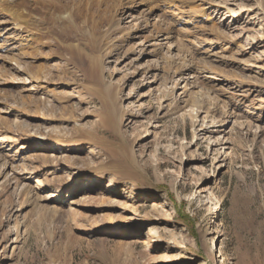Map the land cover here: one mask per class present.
<instances>
[{"label": "rangeland", "instance_id": "rangeland-1", "mask_svg": "<svg viewBox=\"0 0 264 264\" xmlns=\"http://www.w3.org/2000/svg\"><path fill=\"white\" fill-rule=\"evenodd\" d=\"M176 1L170 7L178 13L181 1ZM145 4L138 5L134 14L146 10ZM204 8L209 21H199L195 29L187 22L190 18L184 17L168 40L163 33L153 40L154 20L150 26L143 22L133 38L112 35L113 50L104 53V61L108 81L123 86V118L117 112L105 121L100 96L82 81L80 71L59 73L65 62L56 51L42 58V66L51 69L48 76L53 79L47 90L28 81L24 64L35 59L16 55L23 63L15 64L18 70L8 69V75H3L7 83L0 87V106L11 112L6 117L12 126L22 127L31 137L43 130L41 140L49 133L74 139L80 130L77 127L92 132L93 137L77 136L76 143L67 142L62 149L68 156L65 165L72 166L60 175L75 181L61 193L45 184L49 176L35 167V150L0 143V196L13 215L4 230L21 221L28 234L17 249L11 243L0 246V264H264V0H217ZM0 13L2 67L27 45L18 44L22 38L16 34L22 31ZM126 15L122 25L132 26L134 18L125 19ZM210 26L218 27L223 41L210 32ZM83 42L88 45L86 38ZM130 45L135 51L117 61L115 54ZM155 52H159L160 65L170 54H177L174 58L179 65L186 60L185 69L195 68L189 72L187 89L176 87V74L147 69L155 65ZM172 88L175 91L169 93ZM198 90L204 94L194 106L190 100ZM20 96L25 101L40 100L41 114L33 109L24 113L25 106L17 102ZM62 98L69 99L67 107L74 110L69 120L60 109ZM192 110L199 112L198 117H193ZM111 141L134 151L136 162L129 163L148 191L130 182L113 184L111 174L101 182L91 174L107 162L102 145ZM7 172L6 177L3 173ZM28 189L35 203H25ZM86 195L87 203L103 207L90 212L92 217L106 215L117 220L114 231L94 228L91 216L68 223L73 202ZM53 208H59L56 216L51 213ZM125 231L129 235L120 237ZM150 235L155 241H150ZM127 244L132 245L131 252Z\"/></svg>", "mask_w": 264, "mask_h": 264}, {"label": "bare ground", "instance_id": "bare-ground-1", "mask_svg": "<svg viewBox=\"0 0 264 264\" xmlns=\"http://www.w3.org/2000/svg\"><path fill=\"white\" fill-rule=\"evenodd\" d=\"M180 1L181 3L178 5L176 9L178 11L177 13L175 9L170 7L171 5L177 3L176 0H173V1H170V0H0V12L5 13V16H4L5 19L8 20L12 26H15L18 29L17 31H22L21 34H16V37L20 36L22 38L20 42H18V44L27 45L25 49L23 46L22 50L19 53L17 52V54L13 55L14 57L10 56L9 57L10 61L8 60L4 61L5 64L3 63L2 67H0V87L2 85H6L7 83V81L3 79V75L5 74L8 75V72H9L8 69L10 70H12V68L17 69V66L15 64L22 65L21 63L23 62H21L20 59L26 58V56L30 55L31 57L35 59V62L33 61L31 63L32 65L24 64L25 69L27 71V77L29 79L28 81L35 88H38L40 90H44V89L47 90V88H50V83L53 82V79L52 77L48 76L49 68L42 66V58L43 56H48L49 54H52L51 51H56V54H58L60 57L62 56L61 58L65 62V66L61 65L62 67H60L59 73L62 74L64 72L66 75H68L67 73L71 71L73 72L80 71L82 73L81 75L82 81H87L88 84L90 83L91 84L90 88L94 90L100 96V99L102 100L101 103L103 104L104 111H106V115H107L104 120L105 121L107 119L109 120L108 118L110 117L109 115L114 116V114L115 113L117 114V112H119L121 114V117L123 118V115L125 113L121 106V98H120V94L122 92L123 86L120 82L108 81L109 79H107V76H106V71L108 69L106 67L107 62L104 61L105 60L104 53L106 51L107 53L108 52L110 53L112 52L111 50H113V49H110L111 44H112L111 42L112 35L120 34L126 37L127 35L130 34V38H133L136 35L135 31L141 30V28L143 27V26L140 27L141 24H143V22H146L147 23L146 26H147L151 24L149 23V21L154 20V23L151 24L154 26V30H155L154 33L152 31L153 34L151 37L154 38L153 40L155 39L158 40V38L156 37L157 36L156 34H161V33H163V39L168 40L169 38L175 36L173 35V33L177 31V26L178 24L183 22L184 17L190 18V19H187V22L189 21L193 25V28L195 29L197 28L199 21L200 22L209 21L210 19L207 17L206 13L204 12L205 11L204 7L206 4H211L212 2L214 3V1H217V0H195V2L198 3V5H195L191 1L188 2V0L187 1L180 0ZM143 2H146L148 6L147 9L144 11L141 10V12L138 14H134L136 7ZM157 4H162V5L165 4L164 5L165 7L164 6L160 7V5H157ZM260 7L263 9V6L261 3H260ZM119 11H121V13H124V14H121L120 17L118 14ZM160 11H163L162 14ZM165 11L172 14L171 17L170 15H168L170 19L167 16H165L166 14L165 15L163 14ZM127 13L128 15H126L125 19H127L129 16H131V18H134V23L132 26L122 25V22H121L122 17ZM1 14L2 13H0V15ZM156 18H158L157 19L158 21H155ZM210 28H211L210 32L212 34H216L217 36H219L217 38H220V40L223 41V39H221L222 34L219 31L218 27L216 29L215 27L210 26ZM199 29H203V27H200ZM204 32H207V31H204ZM144 37L146 39L150 38V36H144ZM83 38H86L88 40L87 46L84 44ZM25 40L27 42H25ZM154 42H155L154 45L156 46L160 45L158 41H154ZM177 43L179 44V42ZM126 45L128 46V44ZM168 45L170 46L168 47L167 50H168V53H170V49L172 48L173 44L171 45L170 43ZM181 46H183V44ZM3 47H4L3 45H0V49H2ZM59 48L60 49L62 48L63 50L61 51ZM89 48L92 50V52H89L90 50ZM135 49L136 48L133 45H130L125 51L116 53L115 54L116 55L115 57L117 58L116 60L119 61V59H122L126 53H133ZM158 54L159 52L158 53L155 52L154 54L155 58L153 62H155V65L151 66L149 64L147 65V69L152 68L156 71L160 69V70L167 71L168 73L176 74L179 77V81L177 82L176 87L187 89L189 80H190V77H188L189 72L194 71L195 68L192 66L189 69H185L188 67L186 64L188 62L186 60L183 61L182 63L183 66L179 65L176 58H174L177 56V54L176 55L170 54L169 57H166L167 54L164 53L163 56L166 57L164 61L165 64L163 63L164 65H160L159 62L161 60ZM16 55L17 57L20 58V59H17L19 61L16 60L17 58ZM46 58L48 57H45V59ZM181 59L183 60V58ZM113 70H114V66H113ZM49 71H51V69H49ZM56 72L58 73V71ZM145 73L146 71L144 70L143 74ZM171 79H173V77H171ZM27 89L28 88H23V90L25 91ZM86 89H88V87ZM174 91L175 90L172 88L169 90V93H172ZM1 92L2 91L0 90V94ZM203 94L204 93L201 90L194 92V95L191 97V100H190L191 103L194 106L197 105L199 99L201 98ZM17 100H18L17 101L18 103H22L25 106L26 109H24V113L31 112L32 109L35 110V112H38L40 114H41V111H43L42 108L39 106L40 100L35 99L36 100L35 101L34 99H32L30 101H25V99L21 96ZM60 100H61L60 103H62L63 105V106L60 105L62 107V108L60 107V109L62 112H65V115H63L64 113H62L63 118L66 120H69L72 117H74L72 115L74 110L71 111V109L69 110V108L67 107L68 104H70L69 99L62 98ZM48 110H50L51 112L54 111L52 107L48 108ZM9 113L11 112L0 106V138H2V142L0 143L8 144L9 146L11 145V146L19 147L20 149L35 150L36 152L32 154L34 156V160H36L35 162L37 163L35 167H37L38 172L49 176L48 178H46L47 181H45L46 182L45 184H50L54 186L60 193L63 192L66 186L71 189L70 185L74 183L75 180L70 177L65 179L64 177L60 175L61 171H63L66 168L69 169L72 166V165H65L66 159H68V156H66L63 153L64 150L62 149L66 147L67 142L76 143L77 139L75 138H77V136L83 139L85 138H87L88 140L91 139L93 137L92 132L85 131L81 127L80 128L77 127L80 130H77V132H75L74 136L76 137H74V139L72 138L69 140V138L67 139V136H64V135L55 137L53 136V134L51 135V133H49V136H47L46 140H41V138L44 137L43 136L44 133H42L43 130L39 131L38 136L31 137L28 134V132L22 127L15 128L14 126H12L11 120L8 117H6L7 114ZM198 113L199 112H194L193 117L194 118L198 117ZM52 142L56 143L55 146L51 145ZM104 143L105 144L102 145V147L104 146V151L107 152V155H108L107 162L98 166V168L93 170L94 172L91 173L93 174V176L98 177L99 179L98 182H101L103 179H105L106 175L108 176L111 174L114 177V179L112 180L113 184L130 182L132 184H136L137 186L140 185L141 189L148 191L150 188L147 187V185L145 184H140L139 183L140 181L138 180L136 176L137 174H135L136 168L135 166L132 165V163L136 162L134 151L129 150L125 146L118 145L117 142L115 141L104 142ZM129 162H132V163H129ZM5 174L7 177L8 172L3 173V175ZM22 179L24 180V178ZM112 191L110 190V193H112ZM34 192H37V191H33V193ZM31 194H32V191H29V189L24 193L26 204H32L35 201V199L31 200ZM1 197L2 195L0 196V213H1L0 246H2L4 243H9V244L11 243L12 248L17 249L20 245L18 243L22 242L21 240L24 239L26 235H28L26 232V228L22 230L26 224L24 225V223H21L20 221L16 225L15 228L8 229V231L4 230V228L11 221L12 219L11 216L13 215H12V209L9 210L8 208H6V206L3 204L1 200ZM87 197L88 195L83 196L80 199H78V201L73 202V206L71 207V210L69 212V217L67 216L68 218H70V220L68 219L69 220L68 223L72 221L73 224H77L79 223L78 220L80 218L84 220L85 216H91L92 213L90 212L95 211V210H98V211L103 210L102 205L93 206L92 204L87 203V201H85V200H89ZM58 212H60L59 208L58 210L57 208L55 209L53 208V211H51V213L54 214L53 216H56ZM51 213L50 215H52ZM4 216H8L7 219L3 218ZM91 218L93 221H91L92 223L91 222L90 223L92 224L94 228L97 227V228L109 230V232H112L117 227V224L115 223L117 222V220L111 219L109 217L107 218L106 215H102L96 218L91 216ZM71 223L70 225H72ZM126 232L127 231H125V233L123 232L122 234H120V237L124 238L127 235H129V233L128 232L126 233ZM73 236H71V241H74ZM149 238H150V241L151 240L152 242L155 241L153 240V236L150 235ZM126 246H127V251L131 252L132 245L127 244Z\"/></svg>", "mask_w": 264, "mask_h": 264}]
</instances>
